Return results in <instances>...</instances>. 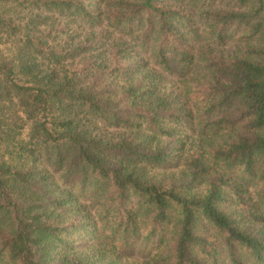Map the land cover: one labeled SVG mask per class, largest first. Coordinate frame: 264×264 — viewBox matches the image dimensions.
Masks as SVG:
<instances>
[{
	"label": "trees",
	"instance_id": "trees-1",
	"mask_svg": "<svg viewBox=\"0 0 264 264\" xmlns=\"http://www.w3.org/2000/svg\"><path fill=\"white\" fill-rule=\"evenodd\" d=\"M0 264H264V0H0Z\"/></svg>",
	"mask_w": 264,
	"mask_h": 264
}]
</instances>
